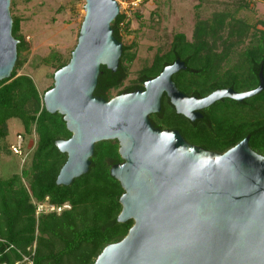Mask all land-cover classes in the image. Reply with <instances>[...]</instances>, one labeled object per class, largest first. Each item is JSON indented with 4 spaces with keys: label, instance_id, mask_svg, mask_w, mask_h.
I'll return each instance as SVG.
<instances>
[{
    "label": "water",
    "instance_id": "1",
    "mask_svg": "<svg viewBox=\"0 0 264 264\" xmlns=\"http://www.w3.org/2000/svg\"><path fill=\"white\" fill-rule=\"evenodd\" d=\"M10 1L0 0V81L11 78L17 62ZM84 2L77 45L54 73L43 105L49 114L61 115L71 133L55 143L67 157L57 185L69 186L88 172L97 143H118L122 162L110 169L123 190L117 222L133 224L93 264H264V156L251 150L249 137L219 154L150 121L164 95L191 122L222 99L252 98L264 90L262 71L254 90L189 97L172 81L185 70L177 60L146 80L143 89L105 100L94 91L101 66L111 72L119 66L123 44L112 29L119 5L116 0Z\"/></svg>",
    "mask_w": 264,
    "mask_h": 264
},
{
    "label": "trees",
    "instance_id": "2",
    "mask_svg": "<svg viewBox=\"0 0 264 264\" xmlns=\"http://www.w3.org/2000/svg\"><path fill=\"white\" fill-rule=\"evenodd\" d=\"M238 11L216 12L207 20H198L191 41L184 34L174 35L169 50L155 55L151 64L139 71L135 84L120 90L135 57L129 52L131 47L123 45L115 72L101 66L94 94L110 100L113 92L141 90L146 80L177 60L184 63L185 70L174 74L172 81L189 97L203 98L222 89L239 93L256 89L260 71L264 76V31L259 36L251 34L254 26L237 18ZM125 19L119 14L112 23L113 35L120 42V25ZM12 21V35L18 41L17 62L11 78L0 81V156L12 120L18 121L25 133L35 132L37 143L25 171L27 186L18 175L7 180L0 177V263L24 264L26 258L32 264H93L103 248L122 240L133 224L117 222L123 190L110 169L122 162L118 143H97L88 172L69 186L56 184L67 157L55 143L68 140L71 133L61 115L45 110L44 94H39L33 80L17 74L27 45L19 35V19L12 17ZM247 39L250 44L237 65L224 69L234 48ZM42 62L54 64L57 71L69 60L62 61L53 53ZM201 114L202 119L189 121L176 113L164 95L160 112L150 115V121L158 129L177 130L188 143L219 154L249 137L251 150L264 156V90L242 102L222 99ZM45 198L57 206L67 203L70 209L36 218L33 201Z\"/></svg>",
    "mask_w": 264,
    "mask_h": 264
},
{
    "label": "rangeland",
    "instance_id": "3",
    "mask_svg": "<svg viewBox=\"0 0 264 264\" xmlns=\"http://www.w3.org/2000/svg\"><path fill=\"white\" fill-rule=\"evenodd\" d=\"M119 14L125 15L120 25L121 43L131 47L134 60L128 64L127 78L120 90L132 86L139 71L149 66L157 54L170 48L174 35L184 34L191 41L198 20H207L213 13L239 10L236 17L254 26L251 34L259 36L264 31V0H116ZM135 3V4H133ZM84 0H11L10 14L20 21L19 35L24 39L27 50L22 53L24 64L18 75H28L42 96L53 83L54 64L45 65L42 59L55 53L60 60H70L77 45L81 24L84 19ZM250 39L234 48L224 69L233 68L240 55L249 46ZM113 96L116 92H113ZM2 143L0 156V177L10 179L14 175L27 186L31 156L37 143L35 132L25 133L22 125L15 121ZM16 134L25 140L27 153L24 164L12 155L9 145ZM24 264H30L24 259Z\"/></svg>",
    "mask_w": 264,
    "mask_h": 264
},
{
    "label": "built area",
    "instance_id": "4",
    "mask_svg": "<svg viewBox=\"0 0 264 264\" xmlns=\"http://www.w3.org/2000/svg\"><path fill=\"white\" fill-rule=\"evenodd\" d=\"M9 149L12 155L16 156L22 164L25 163L27 153L25 152V140L21 134L15 135L14 140L9 146ZM33 204L35 206V217L36 218L42 215H48V214L60 215L63 211L70 209L69 204L65 203L61 206L53 205L49 203L48 198H45L43 202H39V203L33 201ZM29 263L32 264L30 261ZM0 264H5V263H0Z\"/></svg>",
    "mask_w": 264,
    "mask_h": 264
},
{
    "label": "crops",
    "instance_id": "5",
    "mask_svg": "<svg viewBox=\"0 0 264 264\" xmlns=\"http://www.w3.org/2000/svg\"><path fill=\"white\" fill-rule=\"evenodd\" d=\"M15 121L14 120H12L10 123H9V126L12 124V125H14L15 123H14ZM10 128V127H9Z\"/></svg>",
    "mask_w": 264,
    "mask_h": 264
}]
</instances>
